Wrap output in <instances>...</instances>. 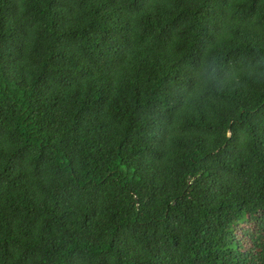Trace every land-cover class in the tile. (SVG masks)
Returning <instances> with one entry per match:
<instances>
[{
    "label": "trees",
    "instance_id": "16d2710c",
    "mask_svg": "<svg viewBox=\"0 0 264 264\" xmlns=\"http://www.w3.org/2000/svg\"><path fill=\"white\" fill-rule=\"evenodd\" d=\"M261 263L264 0H0V264Z\"/></svg>",
    "mask_w": 264,
    "mask_h": 264
},
{
    "label": "clouds",
    "instance_id": "9594fccd",
    "mask_svg": "<svg viewBox=\"0 0 264 264\" xmlns=\"http://www.w3.org/2000/svg\"><path fill=\"white\" fill-rule=\"evenodd\" d=\"M210 67L212 68V74H215V72L217 71V68H216V66H215V61H212L211 63H210ZM240 72L239 71H235V72H226L225 73V76L226 77H229V78H239V76H240ZM210 78H211V76H210ZM261 264H263V263H261Z\"/></svg>",
    "mask_w": 264,
    "mask_h": 264
}]
</instances>
